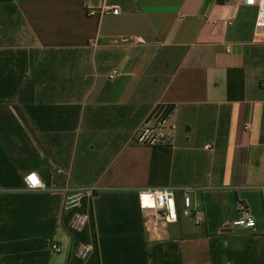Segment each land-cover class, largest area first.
Returning a JSON list of instances; mask_svg holds the SVG:
<instances>
[{"label":"crops","instance_id":"crops-1","mask_svg":"<svg viewBox=\"0 0 264 264\" xmlns=\"http://www.w3.org/2000/svg\"><path fill=\"white\" fill-rule=\"evenodd\" d=\"M102 4L119 13L88 16ZM257 11L243 0H0V264H264ZM162 107L174 110V144H136ZM31 172L46 190L26 189ZM165 187L179 207L170 226L139 204ZM77 189L93 194L64 211ZM185 189L204 224L183 215ZM242 204L256 227L226 228ZM76 213L89 216L81 231ZM80 244L94 247L84 261Z\"/></svg>","mask_w":264,"mask_h":264},{"label":"built area","instance_id":"built-area-1","mask_svg":"<svg viewBox=\"0 0 264 264\" xmlns=\"http://www.w3.org/2000/svg\"><path fill=\"white\" fill-rule=\"evenodd\" d=\"M243 4L249 7H256L257 18L255 22L256 36L264 37V0H243ZM88 16L111 12L114 15L119 13V7H108L102 4L98 7L88 6L86 9ZM117 72L114 71L111 77H115ZM173 109L168 107L158 108L150 119L137 131L134 136V142L138 145L152 148H167L174 144L177 124L172 120ZM249 129V128H248ZM210 149L211 145H206ZM24 183L27 190L38 191L46 190L47 186L41 177L31 172L25 175ZM190 189L183 191V215L191 218L196 225H202L206 222V215L199 207L194 206ZM92 189L73 190L67 193L64 202V211L76 210L85 195H92ZM139 204L144 214H149L154 222L163 223L167 226L175 224L179 220V207L172 188H148L139 192ZM242 215L226 228L254 229L256 222L250 216L245 205H241ZM89 221V216L76 213L71 222V227L75 231H81ZM53 253L63 252V247L56 242L49 244ZM94 247L89 244H80L74 249V256L80 260H86L93 252Z\"/></svg>","mask_w":264,"mask_h":264},{"label":"trees","instance_id":"trees-1","mask_svg":"<svg viewBox=\"0 0 264 264\" xmlns=\"http://www.w3.org/2000/svg\"><path fill=\"white\" fill-rule=\"evenodd\" d=\"M220 1H221V0H220ZM181 50L185 51V50H187V48H183V49H181ZM153 70H154V67L152 66V68L150 69V72L153 71Z\"/></svg>","mask_w":264,"mask_h":264}]
</instances>
